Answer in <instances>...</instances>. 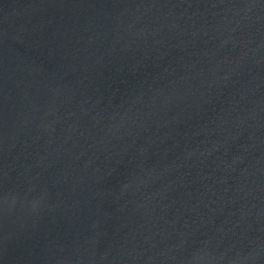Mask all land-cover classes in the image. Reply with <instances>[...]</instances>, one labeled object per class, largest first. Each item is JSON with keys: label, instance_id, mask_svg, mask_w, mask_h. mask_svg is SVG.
<instances>
[{"label": "water", "instance_id": "obj_1", "mask_svg": "<svg viewBox=\"0 0 264 264\" xmlns=\"http://www.w3.org/2000/svg\"><path fill=\"white\" fill-rule=\"evenodd\" d=\"M0 264H264V0H0Z\"/></svg>", "mask_w": 264, "mask_h": 264}]
</instances>
